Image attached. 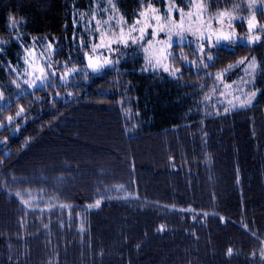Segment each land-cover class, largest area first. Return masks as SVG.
Instances as JSON below:
<instances>
[{
  "label": "trees",
  "instance_id": "trees-1",
  "mask_svg": "<svg viewBox=\"0 0 264 264\" xmlns=\"http://www.w3.org/2000/svg\"><path fill=\"white\" fill-rule=\"evenodd\" d=\"M147 2L116 7L132 22ZM88 3L0 0V39L19 21L25 42L47 38L64 60ZM252 57L255 107L205 114L215 74ZM171 64L174 78L147 72L136 53L102 77L22 93L0 67V264H264V37L203 53L176 44Z\"/></svg>",
  "mask_w": 264,
  "mask_h": 264
},
{
  "label": "rangeland",
  "instance_id": "rangeland-1",
  "mask_svg": "<svg viewBox=\"0 0 264 264\" xmlns=\"http://www.w3.org/2000/svg\"><path fill=\"white\" fill-rule=\"evenodd\" d=\"M162 1L164 3L163 8L157 7L155 0H149L141 11L145 13V16H141L140 12L136 19L132 22H128L124 19L116 7V0H89L88 5L84 9L77 10L75 12L74 26L76 32L73 43L75 52L70 53L66 59L61 61L55 58L57 51L55 42H52L47 38L43 40V47L45 49L48 43H53V49L50 52L42 50L41 45H35V47H33L34 39L36 38L25 42L20 28V22L13 21L11 24V30L13 24H15V30L11 31L10 38L0 39V67L4 66L5 78L8 80V83L12 84L13 90L17 93L36 89L35 86L32 89H29L24 81L30 80L33 76L40 75L39 70L41 68H44L45 73L55 71L57 73L56 82L60 83H65L60 81V77L63 76L65 72H68L69 82L77 76L71 72V69L73 68L81 70L79 75L91 73V69L87 68L89 57H85L84 52L88 51L89 56L91 57L92 45L101 42L102 34L104 40H110L113 36L120 34L121 28L124 29L125 33H127L128 29L133 25H136L138 20L141 21L138 27L150 25L146 28L147 33H151L153 28H158L161 24L166 27L164 32L157 33L156 39L153 40L148 52H145L144 48L149 47L147 42L149 39H152L151 36H146L145 40L140 42L142 47L139 48L133 46L132 48L124 49L122 45H112L114 48H121L124 54L122 59L112 56V54L108 53L104 49H100L98 55L102 53L103 56H101L99 60L93 58V62L102 63L103 57L107 56L110 59H120L121 63L128 57L138 53L143 59L142 69L144 71L147 68V72H155L162 76L174 78L169 74L164 73L162 69H152L145 59V57L149 56L158 58L161 55L160 50L162 47L158 41H166L169 38V35L173 41L172 47L176 44L181 45L186 43H194L197 47L198 44H203L205 46V43L209 45V43L214 41L217 34L226 35L230 30L228 28V24L231 23L236 32V43L254 45L256 43H248L249 35H259L261 36V39L264 37V31L258 30L259 24L257 19L255 21L257 29H253L251 33L248 30L247 20L250 18L248 0H233L232 5H234L231 9L228 10L226 8H221L220 10L214 11L210 10L209 2L207 0H181V3L180 0H172V2L176 4V7L173 8L171 12H169L168 9V0ZM149 5H151V8H155L156 12H152ZM178 9H182V11ZM258 10H263L264 12V5H260L258 3L251 11L256 15ZM220 12H224L226 14L231 13L232 17H239V19L229 20L227 15L221 17L219 15ZM157 16L160 17L159 21L155 19ZM138 34V32L133 33V35ZM201 35L204 37L203 40L199 39ZM82 42L87 43V49L82 47ZM224 42L225 41H221L220 45ZM24 46L27 47L25 48ZM10 47L13 49V56L10 54ZM172 47L167 48V52L164 53L165 55L171 53V56L167 61L171 66ZM77 50H82V52L79 53ZM25 60H28V63H24ZM250 60L251 59H246L244 65H239L229 72H217L222 74L221 80L217 81L215 79L214 86L202 99L203 105L201 110L205 114L224 112L225 107L231 109L232 104H229L228 101L231 100L233 103H236L235 96L240 95L237 91L238 88H243L245 93L256 90L255 80L258 64L256 63L257 68L252 77L245 76L244 70ZM50 61L56 65L55 68L48 69L45 67V65ZM3 63H6V65ZM5 66L8 71L5 69ZM10 68L13 70L9 71ZM172 68L174 69L173 66ZM241 76H245L246 79H252V84L245 85L240 83ZM13 81H15V83H13ZM233 81H236L237 83L233 84ZM16 83L21 85L19 89L16 88ZM37 83H39V81ZM224 84H230L232 87L225 88ZM220 92H224L225 95L221 96ZM0 98H2V100L4 99L1 88ZM241 99H243V96H241ZM213 105H216V107H213ZM262 257L264 258V252Z\"/></svg>",
  "mask_w": 264,
  "mask_h": 264
},
{
  "label": "snow or ice",
  "instance_id": "snow-or-ice-1",
  "mask_svg": "<svg viewBox=\"0 0 264 264\" xmlns=\"http://www.w3.org/2000/svg\"><path fill=\"white\" fill-rule=\"evenodd\" d=\"M260 5H264V0H248V10L250 12V18L247 20V26H248V30L251 33L253 29H257V24L255 23L256 21V15L254 12H252L251 10L255 8V6L257 4ZM176 7V4L172 2V0H168V9L169 12H171V10L173 8ZM149 8L151 9L152 12H156L155 8H151V5H149ZM180 11H182V9H178ZM141 16H145L144 12L140 13ZM219 15L221 17H224L225 15L228 16L229 20L232 19H239V17H232L231 13H224V12H220ZM155 19L157 21L160 20V17L157 16L155 17ZM141 23V21H137L136 25H133L131 28L128 29L127 33H125L124 29L121 28L120 34L113 36L110 40H104L103 38V34L101 35V42L100 43H95L92 45V49H91V57L89 56V52L85 51L84 55L85 57H89V62L87 64V68L91 69V73L95 74L97 77H102L103 72L105 70L108 69H113L117 64L120 63V59L123 58V52L121 50L120 47H112V45H122L124 49H129L132 48L133 46H136L137 48L142 47V45L140 44L141 41L145 40L146 36H151L152 39L148 40V45L149 47L144 48L145 52L149 51V48L151 47L153 40L156 39L157 33L158 32H164L166 30L165 25L161 24L158 28H153V31L151 33H147L146 32V28L149 27L150 25H145L144 27H138V25ZM228 28L230 29L228 31V33L226 35H216V38L214 41H212L211 43H209L208 47H219L221 41H225L228 42L229 44L236 42V32L235 29L232 27L231 23L228 24ZM12 30H15V24L12 25ZM261 31H264V24L259 25V29ZM134 32H138V35H133ZM46 38H36L34 39V43H33V47H35V45H41L42 46V50H46V51H51L53 49V43H48L46 45V49L43 47V40ZM199 39L203 40L204 37L203 35H201L199 37ZM257 42H261V36L256 35V36H251L249 35L248 37V43L252 44V43H257ZM158 43L160 45H162L161 47V55L157 58V57H145V59L147 60V63L150 65V67L152 69H162L164 73L169 74L172 77H176L178 76V74L180 73V68H175L173 69L172 66L167 62L169 57L171 56V53H168L167 55H165L164 53L167 52V48L172 47L173 45V41L171 40V36L169 35V38L166 41H158ZM25 48L27 46H24ZM57 49L59 48V45H56ZM82 47L87 49L88 45L87 43H83L82 42ZM100 49H104L106 50L108 53L112 54V56L114 57H119L120 59H110L107 56L103 57V62L102 63H94L93 62V58H95L96 60H99L101 58V56H103L102 53H99ZM198 49L200 52H205V46L203 44H198ZM214 59L213 55L208 54L207 55V61L208 63H205L203 60L197 62L195 64L197 70H199L201 68V66L203 68H209L212 67L213 65L211 64V61ZM248 58H244L241 59L239 61L236 62V64L233 65H229V67L227 69L224 70V72H229L232 69L238 67L239 65H244L245 64V60ZM184 60L187 62V57H184ZM256 58L252 57L251 60L247 63L246 68H245V76L247 77H252L253 73L256 71L257 65H256ZM24 63H28V60H25ZM45 67H47L48 69H53L56 67V65L53 62H48ZM262 68H264V65L261 66ZM13 69H9V71H12ZM148 69L146 68L145 71H147ZM40 75H36L33 76L30 80H25L24 83L27 84L29 89H32L34 86L37 90L42 89L45 84H47L48 87H52L54 85V82H56L57 79V73L55 71H51L49 73H45L44 68H41L40 70ZM81 70L79 69H71V72L74 75H79ZM88 73H85V79L88 78ZM209 75V78H211V74H207ZM221 73H217L215 79L217 81L221 80ZM245 76H241L240 77V83L245 84V85H251L252 84V79H246ZM68 78H69V73L65 72L63 74V76L60 77V81H63L65 83L68 82ZM39 81V83H37ZM13 83H15V81H13ZM233 84H236V81L232 82ZM21 87V85L19 83H16V88L19 89ZM225 88H230L232 87V85L230 84H224ZM237 91L240 93V95L235 96V101L236 103H233V101L229 100L228 103L232 104V108H228L225 107L224 108V114H229L232 112L233 109H246L249 106L251 107H255V105L253 104V100L255 97H257L258 93L261 91L259 89L254 90V91H250L245 93L243 88H238ZM69 95H71L69 93ZM221 96H224L225 93L224 92H220ZM241 96H243V99H241ZM213 107H216V105H213ZM24 112V109L21 108L18 112H16V117H20L21 114ZM217 115H221L220 113H216ZM7 120L9 123L14 122V118L12 116L7 117ZM19 127V125H17ZM123 187H120L119 189H117V191H122ZM101 204L100 200H96L95 204H88L87 207L89 209L91 208H98ZM63 207V206H61ZM41 211H43V209H41ZM54 211V209L52 210ZM224 218L221 217V220H223ZM45 227H47V225H45ZM81 231H83V226L81 227ZM229 254H231L232 249H229ZM262 252H264V250H262Z\"/></svg>",
  "mask_w": 264,
  "mask_h": 264
}]
</instances>
